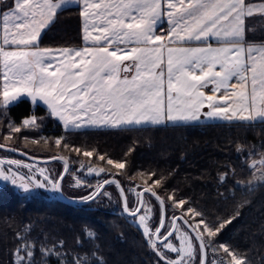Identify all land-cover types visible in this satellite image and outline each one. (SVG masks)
I'll list each match as a JSON object with an SVG mask.
<instances>
[{"label": "snow or ice", "instance_id": "snow-or-ice-1", "mask_svg": "<svg viewBox=\"0 0 264 264\" xmlns=\"http://www.w3.org/2000/svg\"><path fill=\"white\" fill-rule=\"evenodd\" d=\"M0 5L6 7L0 10V116L7 118L10 106L27 97L33 105H45L69 131L133 126L147 130L146 126L188 125L202 118L252 127L264 123V42L247 38L254 31L248 21H264V0H0ZM66 6H79L83 46L41 47L43 35ZM165 18L167 28H160ZM42 122L35 114L21 126L9 121L5 139L22 128L39 129ZM62 139L55 144L61 145ZM63 147L69 144L65 141ZM0 149L16 151L4 143ZM75 151L79 154L81 149ZM236 152L251 160V179L246 184L237 181L236 186L249 193L264 187V151L253 146L244 154L238 145ZM83 156L92 157L93 151L85 150ZM33 160L0 158V181L25 194L43 189L63 196L62 181L71 174L74 187L92 188L73 203L111 199L106 186L114 185L123 213L142 231L155 264H252L232 245L217 243L239 213L211 221L191 199L175 191L162 199L151 185L137 191L107 178L93 186L77 173L107 177L104 167L81 163L72 172L64 160L57 175ZM106 163L114 162L108 158ZM114 167L124 169L125 163ZM227 178L228 173L222 174L220 183ZM154 182L160 189L167 186L166 179ZM129 193L135 197L131 204ZM84 235L96 236L90 230ZM16 239L12 264H37V252L45 264L49 259L57 264H107L99 249L69 253L62 251L63 241L48 246L40 240L37 247V240L28 235L17 233ZM77 244L82 247L83 241Z\"/></svg>", "mask_w": 264, "mask_h": 264}, {"label": "trees", "instance_id": "trees-1", "mask_svg": "<svg viewBox=\"0 0 264 264\" xmlns=\"http://www.w3.org/2000/svg\"><path fill=\"white\" fill-rule=\"evenodd\" d=\"M0 10H6V7L0 5ZM79 11L78 6L60 10L43 35L41 47L80 46ZM248 23L254 27V31L247 33L248 40L264 41V21L257 17ZM31 114L43 118L41 127L22 128L14 140H6L9 121L21 126V120ZM52 125H57L56 120L47 114L46 108L22 99L10 106L7 118L0 116V142L38 157L64 155L70 160L71 171L77 172L81 163L97 169L104 167L109 172L107 177H117L125 189L140 190L151 185L162 198L175 191L181 197L191 199L192 206L203 211L211 221L239 213L218 237L217 243L232 245L252 264H264V187L249 193L236 186L237 181L246 184L251 179L247 166L251 160L245 161L236 148L238 145L243 147L244 154L253 146L257 151H264V123L252 127L239 122L209 121L146 126L147 130L133 126L131 130L89 128L71 131H63L57 125L59 130L55 132L58 133H51L48 128ZM62 137L61 145H56L55 140ZM65 141L68 148L63 147ZM76 148L81 149L79 154ZM85 150L93 151V156H83ZM99 155H104L105 160L101 161ZM108 158L113 160V165H107ZM116 162L125 163V168L115 169ZM224 173H228V178L221 184L219 177ZM70 177L68 174L62 183L66 196L77 199L92 191V188L74 187ZM107 177L101 174L88 183L95 186L99 179ZM156 179H166V188L160 189L154 182ZM107 189H112L111 199L99 202V197L87 205L70 204L57 195H21L12 188L0 190V264H12L18 244L17 233L37 240V247L40 240H45L48 246L63 241L62 251L69 253L99 249L107 264H155L156 257L142 231L122 211L119 190L114 185ZM185 217L190 216L185 214ZM27 229H31L30 233ZM86 230L94 231L96 236L87 238ZM78 239L83 241L82 247L78 246ZM71 258L69 255L68 259ZM35 259L37 264H45L39 252ZM46 264H57V261L49 259Z\"/></svg>", "mask_w": 264, "mask_h": 264}, {"label": "rangeland", "instance_id": "rangeland-1", "mask_svg": "<svg viewBox=\"0 0 264 264\" xmlns=\"http://www.w3.org/2000/svg\"><path fill=\"white\" fill-rule=\"evenodd\" d=\"M43 107H44V106H43ZM35 108H36V106H34V109H35ZM44 108H45V107H44ZM46 110H47V109H46ZM47 114H48V110H47ZM35 115H36V114H35ZM36 116H38V115H36ZM38 117H39V116H38ZM26 118H28V117H26ZM53 118L56 120L57 125H60V127L62 128V130L65 131L66 129H64L62 122H60V121H59L58 119H56L55 117H53ZM23 119H25V118H23ZM23 119H22L21 121H23ZM205 122H209V121H206V120H204V119L202 118L200 122H198V123H193V124H200V123H205ZM211 122H213V121H211ZM57 125H52L51 128H48V130H49V131L51 130V133H58V132H55L56 130H59V128H57V127H58ZM93 129H94V128H93ZM32 130H34V129H32ZM9 132H10V131L7 132V135H9ZM14 136H15V134H12V139H13V140H14ZM3 157L14 158V159H20V160H23V161H25V162H27V163H33V162L27 161V160H25V159H21V158H19V157L11 156V155H9L8 153H6L5 151L0 150V158H3ZM40 165L43 166V167L48 168L50 171H52L54 174H57V175H59V174L63 171V164L61 165V164L51 163V164H46V165H43V164H40ZM21 171H22V172H27V169H21ZM72 172H76V170H75V171H72ZM77 174L80 175V176H82L84 179H86L87 181H90V182H91L94 178H96V176H94V175H92V176L87 175L86 171H81V172H78ZM70 179L72 180V185H73L74 180H73L72 175H71ZM2 182H4V181H2ZM11 188H12V187H8V188H7V186H5L4 184L0 183V190H2V191H6V190L11 189ZM12 189H13V188H12ZM107 191L112 195V189H107ZM43 195H44V193H43ZM52 195H53V194H52ZM106 199H109V198H107V197H101V198L99 199V202H100V201L105 202ZM134 200H135V197L131 195V196H130V202H129V203H130V204L133 203ZM158 214H159V213H158V209H157V210L155 211L154 215H157V216H158ZM186 214H188V213H186ZM188 215L190 216V214H188ZM127 218H128L132 223H134L131 217H128V216H127ZM134 224H135V223H134ZM177 243H178V241H177Z\"/></svg>", "mask_w": 264, "mask_h": 264}, {"label": "water", "instance_id": "water-1", "mask_svg": "<svg viewBox=\"0 0 264 264\" xmlns=\"http://www.w3.org/2000/svg\"><path fill=\"white\" fill-rule=\"evenodd\" d=\"M8 146L11 147V148L16 149V151H14V152L13 151H7V152H10L12 154L18 155L19 157L25 158V159H27L29 161H33L34 162L33 158H35V162L36 163H39V164H51V163L58 162V161L64 163V160H67L68 163H69V165H70V160L66 156H64V155H54V156H49V157H38V156H35V155H33V154L25 151V150H22V149H19V148H16L14 146H10V145H8ZM2 150H4V149H2ZM4 151H6V150H4ZM21 153H26V155H22ZM54 157L56 159H52ZM67 175L68 174H66L64 176V179L66 178ZM64 179H63V181H64ZM107 179H116L119 182V184L123 187V185L121 184L120 180L117 177H109ZM63 181H62V183H63ZM142 190H143V188L140 189L139 191H142ZM58 197L60 199H62L63 201H65L67 203H70V204H74V205H87V204H89V203H73L71 201H73L74 198H70V197L66 196L64 194V192H63V196H58ZM122 202H123V200H122ZM185 218H187V217H185Z\"/></svg>", "mask_w": 264, "mask_h": 264}, {"label": "flooded vegetation", "instance_id": "flooded-vegetation-1", "mask_svg": "<svg viewBox=\"0 0 264 264\" xmlns=\"http://www.w3.org/2000/svg\"><path fill=\"white\" fill-rule=\"evenodd\" d=\"M0 143H2V142H0ZM5 144V143H4ZM6 145H8V144H6ZM10 146H13V145H10ZM0 150H2V149H0ZM4 151V150H3ZM6 153H8L9 155H11V156H15V157H19L18 155H15V154H12V153H10V152H7V151H5ZM19 158H21V159H25V158H22V157H19ZM25 160H27V159H25ZM27 161H29V160H27ZM30 162H33V161H30ZM43 165H46V164H43ZM110 177H114V176H110ZM107 178H109V177H107ZM0 183H2V184H4L5 186H7V187H12L16 192H18V193H20L21 195H41V194H43L44 193V195H52L51 193H48V192H46L45 190H43V189H37L35 192H33V193H31V194H25V193H23L21 190H19V189H17V188H15L14 186H12L9 182H2V181H0ZM107 187H109V185L107 186ZM106 187V188H107ZM137 190V189H136ZM137 191H139V190H137ZM132 194L130 193V195H129V202H130V196H131ZM132 196H134V195H132ZM177 215H179V213L177 214Z\"/></svg>", "mask_w": 264, "mask_h": 264}, {"label": "crops", "instance_id": "crops-1", "mask_svg": "<svg viewBox=\"0 0 264 264\" xmlns=\"http://www.w3.org/2000/svg\"><path fill=\"white\" fill-rule=\"evenodd\" d=\"M66 7H70V6H66ZM78 7H79V6H78ZM79 10H80V9H79ZM82 27H83V23H82V17H81V38H82V35H83ZM160 28H164V29L167 28V21H166V18L164 19L163 24L160 25ZM158 31H159V28H158ZM254 42H264V41H254ZM82 46H83V40H82V44H81L80 46H74V47H72V48L82 47ZM49 48L56 49V48H61V47H49ZM206 91H207V90H206ZM22 99H29V100H30V98H27V97L22 98ZM30 101H31V100H30ZM36 105L44 106V107L47 109V107H46L45 105H43L42 103H39V102H38ZM203 119H204V118H203ZM204 120H205V119H204ZM206 121H211V120H206ZM217 121H219V120H216V121H213V122H217Z\"/></svg>", "mask_w": 264, "mask_h": 264}]
</instances>
